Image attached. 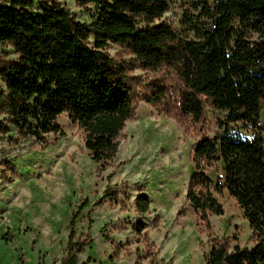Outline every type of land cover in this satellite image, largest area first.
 Returning a JSON list of instances; mask_svg holds the SVG:
<instances>
[{"label":"trees","instance_id":"obj_1","mask_svg":"<svg viewBox=\"0 0 264 264\" xmlns=\"http://www.w3.org/2000/svg\"><path fill=\"white\" fill-rule=\"evenodd\" d=\"M75 1L82 9L97 7L91 23L77 21L55 0H0V44L18 55L0 63L6 86L0 92V133L13 127L24 139L45 142L63 133L58 120L68 114L104 171L136 110L125 72L105 53L109 43L124 47L142 69L170 70L181 83L179 109L162 113L192 130L189 123H202L208 111L219 115L216 135L193 146L186 199L210 226L208 218L223 213L216 195L226 190L249 223L253 246L230 250L212 241L206 264H264V0H216L213 7L199 0L210 23L190 22L182 36L168 23L157 24L174 0ZM160 95L154 90L148 103L158 106ZM218 163L225 177L215 185L209 172ZM134 206L147 213L149 197L138 195ZM134 228L145 235L144 224ZM72 238L62 264H77L85 245Z\"/></svg>","mask_w":264,"mask_h":264},{"label":"rangeland","instance_id":"obj_2","mask_svg":"<svg viewBox=\"0 0 264 264\" xmlns=\"http://www.w3.org/2000/svg\"><path fill=\"white\" fill-rule=\"evenodd\" d=\"M55 1L77 21L91 23L97 12L96 6L79 8L75 0ZM207 2L213 7L216 0ZM199 4L174 0L157 24L168 23L180 36L190 22L207 26ZM105 53L125 72L136 110L104 171L85 147L84 130L68 114L58 120L63 133L45 142L24 139L13 127L0 133V264H62L71 235L73 244L85 243L77 264H206L212 241L230 250L251 248L249 223L226 190L216 195L223 213L210 216V226L186 199L193 146L202 136L216 135L219 115L208 111L200 124L189 118L193 130L187 129L161 112L179 109L182 85L174 72L146 71L128 49L113 43ZM17 59L12 46L0 44V63ZM156 89L161 103L154 107L148 102ZM1 91L6 86L0 78ZM260 123L264 126V102ZM209 177L223 184L224 165L216 164ZM140 194L150 199L144 214L134 206ZM139 223L144 236L135 231Z\"/></svg>","mask_w":264,"mask_h":264}]
</instances>
